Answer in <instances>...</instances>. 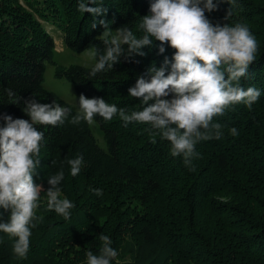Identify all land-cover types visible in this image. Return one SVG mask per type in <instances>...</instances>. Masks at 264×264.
I'll list each match as a JSON object with an SVG mask.
<instances>
[{"label":"trees","instance_id":"trees-1","mask_svg":"<svg viewBox=\"0 0 264 264\" xmlns=\"http://www.w3.org/2000/svg\"><path fill=\"white\" fill-rule=\"evenodd\" d=\"M80 2L0 0V113L29 119L22 111L29 97L70 107L43 87L45 61L53 64L55 76L72 83L77 94L103 98L129 113L141 109V101L128 96V88L148 67H160L164 56L171 58L173 49L165 45V53L158 55L159 42L154 41L153 47L144 51L146 56L132 60L121 56L112 70L90 77L94 58L89 65L53 60V37L39 20L55 25L69 49L95 46L102 54L104 29L99 24L92 29L93 20L104 19L114 30L127 26L139 37L138 25L148 14L150 0H96L88 5L106 8L102 17L80 12ZM249 3L255 6V13L242 24L249 27L259 49L240 85L261 92L251 109L237 104L214 118L213 122L222 125L223 135L219 140L198 142V155L190 167L182 158L170 155L167 141L150 136L147 125L130 122L125 126L118 116L111 121L99 116L94 119L105 147L97 144L83 121L79 125L66 121L57 127L37 126L44 139L33 179L43 189L31 246L26 258H16L13 239L0 233V264H87L88 251L99 254L101 235H107L117 249L121 243L123 247L126 232L131 235L124 244L129 256L111 264H264V112L250 114L253 106L264 110V0ZM215 12L205 13L213 24L233 19L230 15L222 21L226 10L220 12L222 17ZM6 89L15 95L9 97ZM70 108L73 115L78 111ZM240 112V123H226L229 113ZM231 128H236L238 135L232 136ZM77 157H83V163L73 177L66 160ZM60 170L64 171V179L57 185L60 198L74 204L67 220L46 206L47 180ZM92 189L102 190V195ZM133 198L139 207L129 208L124 203ZM107 203L113 207H106ZM8 215L3 211L0 222H6Z\"/></svg>","mask_w":264,"mask_h":264},{"label":"clouds","instance_id":"clouds-1","mask_svg":"<svg viewBox=\"0 0 264 264\" xmlns=\"http://www.w3.org/2000/svg\"><path fill=\"white\" fill-rule=\"evenodd\" d=\"M95 2L81 0L78 10L94 17L104 16L106 8L88 6ZM221 2L224 0L216 3L213 0H150L148 14L142 16L138 25L142 32L139 37L127 26L117 28L113 35L104 19L93 20L92 29L98 24L104 29L101 37L104 50L101 54L98 48L92 47L91 55L96 62L88 73L90 77L112 70L121 56L126 60L146 56L142 49L153 47L154 41L159 42L158 55L165 53V45L174 50L171 58L164 56L160 67H148L128 88V96L141 101L140 110L129 113L103 98H86L81 94L74 115L70 107L61 106L55 100L40 103L34 97L24 100L22 108L29 119H14L0 113L3 121L0 126V209L9 213L7 221L0 222V233L13 239L12 252L16 258H26L30 249L37 219L35 210L43 189L33 179L40 164L44 139V133L38 131L37 126L57 127L66 121L71 125L82 121L92 124L96 116L105 121L118 116L125 126L130 122L147 125L150 136L167 141L170 155L182 158L183 164L190 167L193 157L198 155L195 151L198 142L219 140L223 135L222 125L213 122L214 118L223 116L237 104L251 109L261 92L255 87L245 89L240 81L256 61L258 41L245 24H213L209 20L205 13L217 11ZM227 3L235 4V0H227ZM230 15L228 9L223 20L227 21ZM5 91L9 97L15 95L11 89ZM230 134L236 136L238 130L231 128ZM152 142L155 143V139ZM66 163L71 176L75 177L81 170L83 157L67 159ZM63 179L64 171L60 170L47 180L46 206L67 220L74 204L60 198L57 185ZM92 191L97 196L102 195L100 189ZM99 239V254L88 251L87 264H111L117 256L107 235Z\"/></svg>","mask_w":264,"mask_h":264},{"label":"rangeland","instance_id":"rangeland-1","mask_svg":"<svg viewBox=\"0 0 264 264\" xmlns=\"http://www.w3.org/2000/svg\"><path fill=\"white\" fill-rule=\"evenodd\" d=\"M250 0H235V4H230L227 3V0H224V2H221L218 6V10L215 12V14H219L221 17V13L223 10H231V18L233 19H227L230 21L231 25H234L236 23H245L247 20L251 19V14L254 15L255 13V6L249 3ZM251 5V6H250ZM254 11V12H252ZM43 25L46 27V29L49 31V33L52 35L53 40H54V46L55 49L53 51V60L63 63V64H68V63H78V64H83V65H89L93 61V57L91 55V47L84 48L83 50L80 51H74L66 47L62 41H61V36L59 33L58 28L50 24V22H43L42 20H39ZM224 21V20H222ZM229 21L225 22L228 23ZM229 24V23H228ZM112 30V34H115V30ZM145 47L142 49L143 51H147L148 48ZM42 85L45 89L51 90L54 93H56L59 97H61L68 105L76 110H78V98L79 94H77L73 88V85L70 81L65 79L64 77H57L53 74V64L51 62L45 61L44 62V70H43V79H42ZM259 111L258 113L264 112L260 107L256 109L255 106H253L251 110V115H254V113ZM228 111V110H227ZM226 111V112H227ZM225 112V113H226ZM232 115V116H231ZM243 116V114H234V113H229L227 115L226 123L229 125H233V123H240V116ZM230 116V117H229ZM229 117V118H228ZM89 128L97 142L98 145L105 147V142L102 136V132L98 126V123L94 120L92 124H88ZM261 126V125H260ZM224 131L223 129H221ZM228 132V131H227ZM233 140V139H231ZM42 198V197H41ZM124 200V199H123ZM40 202V201H39ZM123 202V201H122ZM124 203H127V207L132 208V207H139V201L137 199H131L130 201H125ZM108 205L105 204V206H109L110 208L113 207L111 204L107 203ZM123 205V204H122ZM125 210L127 208L125 207ZM4 210L0 209V217L1 214ZM36 211V210H35ZM104 219L103 214L99 215V221H102ZM130 233L126 232L123 233V247L122 243L120 244L119 248L115 249L117 251V256L115 259H120V260H126V258L129 256L130 251L126 250V247L124 244L127 241L131 240ZM74 246H78L77 243ZM80 247H77L79 249Z\"/></svg>","mask_w":264,"mask_h":264}]
</instances>
